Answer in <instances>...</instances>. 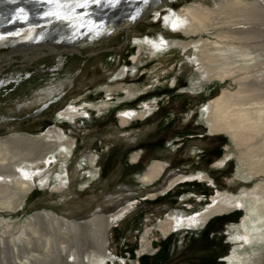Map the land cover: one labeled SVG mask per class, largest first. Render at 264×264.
I'll use <instances>...</instances> for the list:
<instances>
[{
    "label": "rangeland",
    "instance_id": "374dc122",
    "mask_svg": "<svg viewBox=\"0 0 264 264\" xmlns=\"http://www.w3.org/2000/svg\"><path fill=\"white\" fill-rule=\"evenodd\" d=\"M218 1L205 0L204 4L216 5ZM157 2L146 8V17L140 14L111 24L104 38L75 43L67 51L46 47L38 53L21 55L0 46V60L4 63L0 65V83L12 82L0 91V138L14 134L40 135L50 126H56L76 141L74 149L65 150L68 156L61 153L51 168L34 171L38 176H51L52 182L64 172L63 178L70 182L69 189L61 193L39 190L19 211L2 212L0 221L5 223L0 222V228L11 236L26 218L38 211H53L64 218L84 221L98 210L108 214L124 202L135 201L134 209L113 226L115 256L106 264H229L234 248L230 227L240 224L247 229L251 224L254 226L257 241L251 251L255 254L262 251L264 264V213L253 217L245 208L212 218L203 227L176 233L168 239L154 234L151 246L155 253L140 258L137 263L141 237L148 227L159 225L177 210L196 215L211 204L215 191L237 194L241 201L245 195L241 194L242 189L250 190L246 194L252 195L255 185L264 182V177L252 181L239 164L235 145L225 135L211 134L205 124V108L220 93L221 86H195L199 79L197 70L189 68L183 61L187 60L184 53L173 48L158 53L159 56H150L142 64L132 62L138 53L134 40L173 37L164 17L194 0ZM159 12L162 16L157 19L155 15ZM259 21L264 22L263 15ZM257 38L264 45L262 34ZM55 50L67 57L65 68L57 69ZM133 66H137L136 71H128L122 81L112 82L111 78L123 67ZM18 72L24 76L20 83L15 82ZM106 86H111L112 92H106ZM102 103L108 106L98 109ZM153 103L157 105L145 120L136 119L121 127L120 115L128 111L143 112ZM70 104L86 115L75 123L58 120V113ZM136 152L143 154L140 162L134 164L131 156ZM91 155H95L96 171L86 164ZM155 160L165 162L168 170L162 179L146 187L138 177ZM176 172H203L214 181L213 189L201 183H185L166 196L147 198L148 194L157 193V188L164 187ZM246 203L251 207L250 201ZM51 233L54 235L56 230ZM56 242L52 236L54 264L59 247H55ZM9 246H0V264L15 263L16 256L10 253ZM41 258L37 264L46 262Z\"/></svg>",
    "mask_w": 264,
    "mask_h": 264
},
{
    "label": "bare ground",
    "instance_id": "6f19581e",
    "mask_svg": "<svg viewBox=\"0 0 264 264\" xmlns=\"http://www.w3.org/2000/svg\"><path fill=\"white\" fill-rule=\"evenodd\" d=\"M204 1L194 0L180 11H171L164 17L173 37L163 35L159 40L140 37L135 39L138 53L132 62L142 64L150 56H159L158 53L173 48L184 53L187 60L183 61L189 68L197 70L199 79L195 86H221L220 93L205 108V124L211 134L225 135L230 139L236 147L240 166L246 169V174L252 181H257L264 177V45L257 42L258 35L262 34L264 37V22L259 21L262 15L264 17V0H219L216 5L204 4ZM156 2L157 0H0V46L11 48L12 53L21 55L38 53L46 47H61L67 51L75 43L94 42L104 38L111 24L140 14L146 17V8ZM161 16L160 12L155 15L157 19ZM55 53L58 56L57 69L64 67L67 57L60 50H55ZM0 65H4L1 60ZM136 70L137 66L123 67L111 80L122 81L128 71ZM16 74L18 79L15 78V82H22L24 76L19 72ZM11 84V81H2L0 91ZM105 90L112 92L113 88L106 86ZM132 91V88L128 89L129 93ZM156 105L153 103L147 106L143 112H124L119 117L121 127L129 126L136 119L145 120L153 113ZM107 106V103H102L98 109ZM85 113L70 104L58 113V120L75 123ZM75 147L76 141L69 139L56 126H50L40 135L14 134L1 137L0 215L2 212L19 211L29 197L39 190L53 193L68 190L70 182L63 178L64 172L59 173L53 183L51 176H38L34 171L46 166L51 168L59 154ZM141 153L136 152L131 156L132 163L140 162ZM65 154L68 156L67 151ZM86 164L91 170H95V155L88 156ZM167 170L165 162L155 160L138 180L146 187L150 186L162 179ZM185 183H201L207 188L214 186L211 177L203 172H176L164 187L160 190L157 188V193L148 194L147 198L155 200L166 196ZM249 191L246 188L241 190V194H245L241 201L237 194L215 191L211 204L196 215L177 210L159 225L148 227L141 237L137 263L140 258L153 256L155 253L151 237L156 233L168 239L176 233L203 227L212 218L241 208H245L252 216L264 213V182L255 185L252 190L254 194H246ZM247 201L252 203L251 207L247 206ZM136 204L135 201L124 202L108 211V214L98 210L84 221L64 218L53 211H38L26 218L15 235L8 236L9 232L0 228V246L10 245V253L16 256L15 263L12 261L13 257L11 260L14 264H34L41 257L48 261L41 258L46 262L39 263L54 264L51 259L53 236L58 244L55 247L59 246L55 253V264H106L115 256L112 244L113 226L134 209ZM51 225L56 227L54 235L51 232L55 230H51ZM230 232L234 248L228 259L229 264H262L263 252L255 254L251 251L252 245L257 241L254 226L251 224L247 229L244 224H240L230 227ZM19 253L22 256H18Z\"/></svg>",
    "mask_w": 264,
    "mask_h": 264
},
{
    "label": "crops",
    "instance_id": "0c3cea01",
    "mask_svg": "<svg viewBox=\"0 0 264 264\" xmlns=\"http://www.w3.org/2000/svg\"><path fill=\"white\" fill-rule=\"evenodd\" d=\"M27 102H29V101H27ZM24 103H26V102H24ZM19 107H20V106H19ZM44 109H46V107H45V108H42V109H40V110L38 111V112H39L38 114H41V112H43V110H44ZM3 120H5V119H3ZM5 121H7V120H5ZM3 122H4V121H3ZM0 123H1V122H0Z\"/></svg>",
    "mask_w": 264,
    "mask_h": 264
},
{
    "label": "water",
    "instance_id": "95a60500",
    "mask_svg": "<svg viewBox=\"0 0 264 264\" xmlns=\"http://www.w3.org/2000/svg\"><path fill=\"white\" fill-rule=\"evenodd\" d=\"M141 196H143V194Z\"/></svg>",
    "mask_w": 264,
    "mask_h": 264
}]
</instances>
